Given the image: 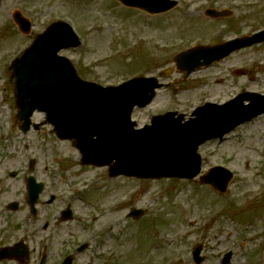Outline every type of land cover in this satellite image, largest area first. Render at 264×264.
<instances>
[{
  "label": "rangeland",
  "instance_id": "rangeland-1",
  "mask_svg": "<svg viewBox=\"0 0 264 264\" xmlns=\"http://www.w3.org/2000/svg\"><path fill=\"white\" fill-rule=\"evenodd\" d=\"M179 1L170 12L150 15L117 0H0V245H52L50 264L69 251L74 264H194L191 252L203 243V264H221L219 253L229 249L231 264H264V115L200 147L204 171L220 165L234 172L224 194L200 186L198 178L110 177L109 166L83 164L74 142L58 138L43 113L33 118L41 129L28 133L15 119L10 64L56 20L71 23L82 39L80 47L61 51L82 78L118 84L157 75L170 82L134 112L139 126L167 111L188 118L197 106L241 91L264 93V43L189 78L174 62L191 45H216L264 27V0ZM211 6L231 11L210 18L205 10ZM15 13L32 22L30 34L18 29ZM31 175L46 185L37 218L28 211ZM52 194L55 200L46 202ZM11 201L17 210L5 207ZM68 204L74 219L65 220ZM133 208L144 214L129 217ZM84 243L88 249L78 253Z\"/></svg>",
  "mask_w": 264,
  "mask_h": 264
},
{
  "label": "water",
  "instance_id": "water-1",
  "mask_svg": "<svg viewBox=\"0 0 264 264\" xmlns=\"http://www.w3.org/2000/svg\"><path fill=\"white\" fill-rule=\"evenodd\" d=\"M121 1L151 12L164 11L176 4L166 0ZM225 13L208 11L214 16ZM20 21L29 26L25 20ZM258 41H264V31L247 38L243 45ZM76 44L79 42L73 29L63 22L55 23L13 63L11 73L19 107L17 118L27 131L34 111H46L47 119L55 125L60 137L76 139L84 163L106 165L115 161L111 175L193 178L201 168L196 153L200 143L207 137L223 135L241 121L261 112L255 106V98L245 108L244 100L253 96L244 94L223 106L208 104L197 109L194 113L197 117L185 124L181 122L183 116L175 118L170 112L155 117L152 125L134 130L135 124L131 122L133 108L152 100L154 94L150 91L155 88L154 82L137 79L108 89L84 82L69 60L58 56L60 49ZM226 46L214 49L200 46L184 52L177 57L178 65L191 71L200 66L202 58L205 64L210 63L240 47ZM235 106L249 111H237L232 108ZM217 170L202 182L212 183L223 190L230 175L225 173L217 184L214 178ZM199 253L200 248L196 251L198 262L202 260Z\"/></svg>",
  "mask_w": 264,
  "mask_h": 264
},
{
  "label": "flooded vegetation",
  "instance_id": "flooded-vegetation-1",
  "mask_svg": "<svg viewBox=\"0 0 264 264\" xmlns=\"http://www.w3.org/2000/svg\"><path fill=\"white\" fill-rule=\"evenodd\" d=\"M14 246H18V245H0V249L10 248ZM48 246L49 245H43L41 248L38 247L34 249V251L31 247H29L27 257L25 260L18 257H11L8 259L1 260L0 264H6L7 262H10L9 264H40V260H42L44 257H46L45 261L47 262V259L52 256V252H53V248L50 249Z\"/></svg>",
  "mask_w": 264,
  "mask_h": 264
}]
</instances>
